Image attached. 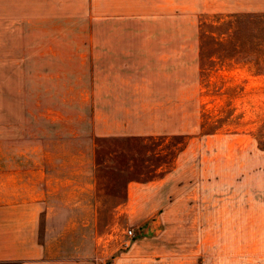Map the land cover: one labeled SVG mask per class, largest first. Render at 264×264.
<instances>
[{
	"label": "rangeland",
	"instance_id": "1",
	"mask_svg": "<svg viewBox=\"0 0 264 264\" xmlns=\"http://www.w3.org/2000/svg\"><path fill=\"white\" fill-rule=\"evenodd\" d=\"M117 19L104 34L178 38L177 67L147 75L176 87L177 123H156L146 139H95L90 156L87 139L70 137L89 130L87 109L72 115L81 93L67 91L83 77L11 76L14 91H0V199H93L95 219L66 222L68 261L264 264V0ZM90 160L82 179L56 172Z\"/></svg>",
	"mask_w": 264,
	"mask_h": 264
},
{
	"label": "crops",
	"instance_id": "2",
	"mask_svg": "<svg viewBox=\"0 0 264 264\" xmlns=\"http://www.w3.org/2000/svg\"><path fill=\"white\" fill-rule=\"evenodd\" d=\"M179 2L193 11L194 0H0V91H14L11 76L19 74L83 77L67 91L81 93L72 115L87 109L89 130L70 137L87 139L90 156L95 139L149 138L156 123H177L176 87L147 84V75L159 69L170 74L172 61L177 67L178 38L115 36L104 30L115 18L147 12L168 16ZM83 29L101 32L77 34ZM19 52L25 53V73L18 71ZM88 164L85 170L59 165L56 172L67 170L82 179L79 174L89 176L95 167L92 160ZM95 217L93 199H0V264H87L66 260V222Z\"/></svg>",
	"mask_w": 264,
	"mask_h": 264
},
{
	"label": "trees",
	"instance_id": "3",
	"mask_svg": "<svg viewBox=\"0 0 264 264\" xmlns=\"http://www.w3.org/2000/svg\"><path fill=\"white\" fill-rule=\"evenodd\" d=\"M127 147H133V143H131V142H126L125 143V146H111L110 147V154H116V151L117 150H120V151H122V153H125V148H127ZM112 155H111V157H112Z\"/></svg>",
	"mask_w": 264,
	"mask_h": 264
},
{
	"label": "built area",
	"instance_id": "4",
	"mask_svg": "<svg viewBox=\"0 0 264 264\" xmlns=\"http://www.w3.org/2000/svg\"><path fill=\"white\" fill-rule=\"evenodd\" d=\"M126 233H127V235H129V236L132 235L131 230H129V229L126 230Z\"/></svg>",
	"mask_w": 264,
	"mask_h": 264
}]
</instances>
